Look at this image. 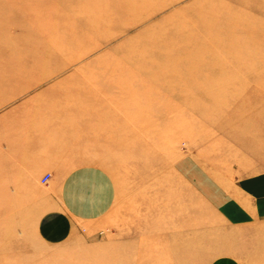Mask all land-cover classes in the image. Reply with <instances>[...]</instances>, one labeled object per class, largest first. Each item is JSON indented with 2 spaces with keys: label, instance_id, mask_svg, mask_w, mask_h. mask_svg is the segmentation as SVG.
Returning a JSON list of instances; mask_svg holds the SVG:
<instances>
[{
  "label": "rangeland",
  "instance_id": "rangeland-1",
  "mask_svg": "<svg viewBox=\"0 0 264 264\" xmlns=\"http://www.w3.org/2000/svg\"><path fill=\"white\" fill-rule=\"evenodd\" d=\"M0 264H264V0H0Z\"/></svg>",
  "mask_w": 264,
  "mask_h": 264
},
{
  "label": "crops",
  "instance_id": "crops-1",
  "mask_svg": "<svg viewBox=\"0 0 264 264\" xmlns=\"http://www.w3.org/2000/svg\"><path fill=\"white\" fill-rule=\"evenodd\" d=\"M12 133V132H10ZM11 136V134H10ZM5 148V147H4ZM6 148L9 149V173L13 175H29L37 174L41 172L43 168L42 162H39L36 166L33 167L30 156V143L27 142L23 137L11 136ZM36 169V170H34ZM67 205V212L71 213L75 207L72 204Z\"/></svg>",
  "mask_w": 264,
  "mask_h": 264
},
{
  "label": "built area",
  "instance_id": "built-area-1",
  "mask_svg": "<svg viewBox=\"0 0 264 264\" xmlns=\"http://www.w3.org/2000/svg\"><path fill=\"white\" fill-rule=\"evenodd\" d=\"M50 176H51L50 172L44 174L42 177V181L46 183L49 180Z\"/></svg>",
  "mask_w": 264,
  "mask_h": 264
},
{
  "label": "bare ground",
  "instance_id": "bare-ground-1",
  "mask_svg": "<svg viewBox=\"0 0 264 264\" xmlns=\"http://www.w3.org/2000/svg\"><path fill=\"white\" fill-rule=\"evenodd\" d=\"M148 159V158H147ZM150 159V158H149Z\"/></svg>",
  "mask_w": 264,
  "mask_h": 264
}]
</instances>
